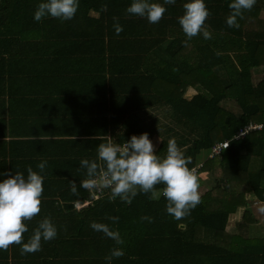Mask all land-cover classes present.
Returning <instances> with one entry per match:
<instances>
[{"label":"trees","instance_id":"1","mask_svg":"<svg viewBox=\"0 0 264 264\" xmlns=\"http://www.w3.org/2000/svg\"><path fill=\"white\" fill-rule=\"evenodd\" d=\"M41 2L45 0H0V49L8 43L13 46L25 41V31L33 25L62 29L65 35L77 31V36L84 43L96 45L101 50L106 45L109 49L111 44H117V37L121 42L132 40L134 44L147 41L153 44L154 37L160 45L178 43L183 46L187 41L188 45L195 47L193 63H187L185 54L181 56L175 51L166 50L165 54L172 63L159 71L162 85L151 87L154 74L144 77L148 81L145 94H157L172 106L171 118L166 117L163 122L165 130L155 131L154 124L141 120L140 125L124 133L118 142H126L131 136L142 133H147L151 141L159 135L155 149L158 156L164 157L168 141L175 139L185 157L191 160L189 168L204 161L198 174L200 189L203 187L199 189L202 202L189 216L176 220L166 211L167 201L160 194L164 187L162 184L156 186L157 197L152 193L138 194L131 203L119 198L110 201V190L105 189L98 199L88 203L92 204L90 209L81 210V223L93 216L96 222L107 224L110 229L116 225L120 230L131 229L132 233H140L144 237H161L166 241L164 246L169 252L168 245L174 241L176 249L179 246V250L183 248V251L200 254L201 264H264V229L255 216L264 218V213L259 211L264 207V125L243 138L232 139L239 128L251 121L259 123L264 119V21H261L263 25L260 29L244 27L239 20V28H230L226 20L230 15L228 5L232 0H204L211 13L205 27L213 38L205 40L201 34L187 40L183 31L175 33L174 29H182L178 18L183 15V4L188 0H176L173 5H164V0H152L167 9L162 18V30L172 27L174 31L162 37H156L153 31H149L155 28L160 31V22L149 24L142 17L133 16L128 19L126 9L132 0H79V8L73 19L61 21L45 17L36 22L34 12ZM104 4L107 10L101 11ZM255 7L264 8V0ZM114 17L118 22L136 24L145 32L137 28L117 35L113 27ZM86 30H89V34H86ZM174 68L178 71L174 72ZM253 70L261 71L259 80L253 76ZM145 71L149 72V69ZM188 78L194 80V92L190 96L184 94ZM224 139L230 140L228 147L219 155L206 158L210 147ZM203 172L208 173L207 179L203 178ZM83 180L74 181L77 182V195L60 193L47 198L52 204L60 201L72 208L75 201L89 199V191L80 187ZM57 182L51 181L53 188L66 189L73 180L61 181L59 187ZM238 211L239 220L227 227L229 215ZM144 216L151 217L152 222L142 221L141 217ZM108 217L119 219L113 222ZM40 220L41 217L37 219L38 224ZM179 222L185 224L183 230L178 227ZM186 231L190 238L200 234L209 240L197 242L196 239L193 243L189 239L186 242ZM31 236L24 233L26 242ZM16 253L18 257L22 255L18 249Z\"/></svg>","mask_w":264,"mask_h":264},{"label":"crops","instance_id":"2","mask_svg":"<svg viewBox=\"0 0 264 264\" xmlns=\"http://www.w3.org/2000/svg\"><path fill=\"white\" fill-rule=\"evenodd\" d=\"M260 1L256 0L255 5ZM132 16L129 14L128 19ZM133 17L140 19L139 16ZM142 20L147 22V19ZM238 20L244 27L260 29L264 8L254 6ZM125 22H119L122 32L137 28L145 32L140 26ZM162 23L161 19L160 31L148 28L149 31H153L156 37L182 31L179 28L173 31L172 27L162 30ZM42 26H31L25 31V41L13 46L8 43L0 49V182L17 171L27 177L28 167L43 175L41 212L25 222L26 233L33 235L39 217V223L50 218L57 228V237L52 241L42 240L41 250L26 256L18 257L16 251L21 252V248L17 245L0 251V264H109L105 257L114 248H122L124 255L113 258L111 264H201L200 254L183 251V248L179 250V246L176 249L174 241L168 245L169 252L161 237H144L132 233L131 229L120 230L115 225L111 230L118 231L125 242L117 245L90 227L96 222L93 216L81 223V210L90 209L92 204L77 200L71 208L65 202L52 204L47 198L60 193L73 196L71 186L53 188L51 181L62 183L86 179V169L80 167V161L96 159L97 146L105 141L106 136L120 143L119 138L129 130L133 131L141 120L154 124L155 131L165 130L163 122L166 117L171 118L172 106L157 94H145L148 81L144 77L155 75L151 87L162 85L159 71L172 63L165 54L166 50L181 56L185 54L187 63H193L195 47L179 46L178 43L160 45L155 37L153 44L149 41L140 44H134L132 40L121 42L117 37V44H111L109 49L106 45L101 50L96 45L84 43L77 31L65 35L62 29ZM146 68L149 72L145 71ZM189 82H192L191 86ZM193 83L194 80L188 78L184 94H193ZM159 139L157 135L152 140L155 148ZM42 161L47 165L40 173L37 165ZM202 176L207 179L208 173L203 172ZM157 196L158 193L154 197ZM239 217L240 211L230 214L229 220L233 223L228 222L227 227L234 225ZM178 227L183 230L185 224L179 222ZM185 238L186 242L191 239L193 243L196 239L197 242L208 239L200 234L190 238L187 231Z\"/></svg>","mask_w":264,"mask_h":264},{"label":"clouds","instance_id":"3","mask_svg":"<svg viewBox=\"0 0 264 264\" xmlns=\"http://www.w3.org/2000/svg\"><path fill=\"white\" fill-rule=\"evenodd\" d=\"M176 0H164V5H173ZM256 0H232L228 5L230 15L226 23L230 28H239L238 18L243 19L246 11H251ZM79 8V0H45L38 4L34 20L40 22L45 17L61 21L74 18ZM183 15L178 18L179 25L187 40L201 35L205 40L212 39V33L205 27L211 15L204 0H188L183 4ZM107 5L101 6L106 11ZM126 11L133 16L146 18L149 23H159L167 11L166 7L152 0H132ZM114 30L117 35L123 31L116 17ZM185 45L187 41L184 42ZM173 71H178L174 68ZM75 139V137H74ZM228 147V146H227ZM226 147V148H227ZM190 158L185 157L175 139L167 144V153L160 157L155 145L147 133L133 135L123 144L116 143L110 136L97 146V158L82 159L80 167L86 169V179L80 187L89 191L110 190V201L119 198L131 203L138 194L157 195L156 186L162 184L160 194L166 199V211L176 220L190 215L201 201L199 177L195 169H190ZM47 162H40L37 167L43 173ZM3 175H8L4 173ZM44 176L27 168V177L19 171L0 182V251H7L13 245L21 246V254L35 253L41 250V241H52L57 237V228L50 218L43 219L34 230L31 238L24 242V233L28 231L26 221H31L41 212ZM73 195L78 194L76 183L70 182ZM264 213V207L259 209ZM113 222L118 217H108ZM141 220L152 222L148 216ZM90 227L102 232L117 245L125 242L118 231L111 230L107 224L91 223ZM124 255L122 248H114L105 259L111 264L113 258Z\"/></svg>","mask_w":264,"mask_h":264},{"label":"built area","instance_id":"4","mask_svg":"<svg viewBox=\"0 0 264 264\" xmlns=\"http://www.w3.org/2000/svg\"><path fill=\"white\" fill-rule=\"evenodd\" d=\"M264 125V119L262 122H249L248 124L244 125L243 127L239 128L232 139H240L245 137L247 134H249L252 131L260 130L262 126ZM230 140L229 139H224L221 141H218L214 143L210 149L209 153H207L206 158H212L214 156L219 155L228 145H229ZM123 144V143H122ZM203 162H198L195 166L191 167L190 169H195L196 174L201 173V169L203 167ZM89 191V190H88ZM90 196L88 200H84L82 204H88L90 201L96 200L99 198L100 195H102L103 191H89ZM78 205V203L76 204Z\"/></svg>","mask_w":264,"mask_h":264},{"label":"rangeland","instance_id":"5","mask_svg":"<svg viewBox=\"0 0 264 264\" xmlns=\"http://www.w3.org/2000/svg\"><path fill=\"white\" fill-rule=\"evenodd\" d=\"M253 73V75H255V74H258V75H261V71L260 70H255V71H253L252 72ZM258 75H255V76H257L256 78L258 79L260 76H258ZM165 135V134H164ZM201 162H203V160H201ZM203 184H204V182H203ZM203 189V187L200 189V190H202ZM231 216H233V215H231ZM257 216V215H256ZM258 217V216H257ZM258 219L260 220V223L262 224V227H263V229H264V220L261 218H259L258 217ZM233 223V220L232 221H230L229 220V224H232Z\"/></svg>","mask_w":264,"mask_h":264},{"label":"water","instance_id":"6","mask_svg":"<svg viewBox=\"0 0 264 264\" xmlns=\"http://www.w3.org/2000/svg\"><path fill=\"white\" fill-rule=\"evenodd\" d=\"M227 120V119H226Z\"/></svg>","mask_w":264,"mask_h":264}]
</instances>
